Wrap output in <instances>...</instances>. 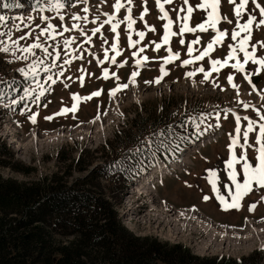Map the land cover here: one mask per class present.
I'll list each match as a JSON object with an SVG mask.
<instances>
[{
	"label": "rangeland",
	"instance_id": "1",
	"mask_svg": "<svg viewBox=\"0 0 264 264\" xmlns=\"http://www.w3.org/2000/svg\"><path fill=\"white\" fill-rule=\"evenodd\" d=\"M9 2H15V5L22 4L21 7L16 6L20 7L21 10L15 9V6L14 9L0 7V15L9 17L4 25H0V32H8L11 29L12 39L18 40L20 45L32 43L34 35H30L24 40H19V37L23 36L25 32L38 33L39 29L36 28V25L44 26V22L40 19L41 14L38 11H33V8H39L37 0H9ZM47 2L48 0H40V3L47 4ZM257 2L264 6V0H257ZM113 3L114 0H103V2L102 0H88L90 8L87 14L88 22H81V26L87 35H92L90 30L99 26L106 19L102 13L114 11L112 8ZM198 3H200V0H189V5L193 7V12L190 14L189 19L190 27H195L197 23H202L207 18L204 10L196 8ZM235 3H239V0H235ZM145 6L148 12L141 20L139 18L140 13ZM83 7L84 5L82 4L74 3V6L62 10L65 14L63 23L70 26L71 13L84 15L82 12ZM181 7L186 8L182 0H172V3L164 5L169 18L173 21L171 30L178 34L170 37L168 44H161V47L156 50H154L155 44L160 43L164 32L163 25L166 23V21L159 18L161 13L156 7V0H147L146 5L144 0H132L131 16L135 19V24L131 30L127 29V22L123 21V17L127 14V7H122L117 13V18L122 22L117 28L119 36L115 40L117 51L120 52L116 56V64L111 59L105 60L103 64L97 63L98 60L104 59V49L106 48L109 49V57L116 54L111 50V44L114 42L116 34L110 31V25L108 24H104L100 32L92 35L91 43L81 42L83 37L80 36L79 31L65 32L63 34L65 37L71 35L76 38L75 43L71 46L75 51L68 53V57L71 59V63L68 65H64V52L66 50L63 49L62 38L59 36L56 37L55 41L42 40L48 47L49 52H61V56L56 60V67L51 66L52 57L45 56L40 49H36L35 56H30L28 61L14 60L11 54V47L8 53L0 52V80L7 81V84L0 83V91L5 93L3 97H0V136H2L0 144L2 142L7 145L6 149L0 146V178L11 179L18 183H32L40 181L42 178H49L54 184L58 182L67 186L76 184V188L73 189L79 193L76 195H80V192H82L78 185L97 189L96 191L102 192L116 206L118 215L122 220V215L127 209L122 202L125 197L121 193V189L124 188V180L127 179H125L123 173H116V168L114 166L109 167L107 163L111 162L113 158L134 159V157L141 162L145 159H152L153 162L156 161L155 164L161 163L159 160L164 159L162 156L166 153L161 155L162 153L158 152V144L163 146L166 143L171 144L175 140L169 139L170 141L168 140L169 142L165 143L167 139H163L166 136L160 135V133H166L167 129L170 132L171 130L174 131L175 128L181 127L179 132L175 131V137L178 139L183 138L184 135L201 137L209 133L218 134V138L199 148L185 167L164 180L159 187V192L162 196L160 198H165L177 206L194 204L218 222L243 227L242 235L247 234L249 231L247 217L262 218L263 220L264 201L260 200V196L264 195V189L254 188L251 193L242 199L239 210L230 209L224 211L219 206L216 194L212 192L211 185L207 179V170H216L217 187L220 189V193L230 200L228 191L229 188L234 191V185L231 184L227 176L225 162L229 158L227 145L230 143L229 134H234L235 122L231 113L225 119L223 110L225 108L234 109L241 116L247 115L257 119L254 112L251 109L245 110L238 103V100L250 101L257 107H260L261 101L256 93L250 94L249 84L243 79V74L236 72L230 67L231 61L228 66L221 68L218 74L212 72L209 80L203 83H201L203 79L202 73H196L193 77L184 75L186 72L200 66H203L205 70L210 69L209 57H204L200 61L183 66L181 61L189 58L187 55L189 42L199 37V42L192 45L194 49L192 56H196L210 42L215 32L212 29L207 31L197 30L193 33L185 32L181 37L179 35L181 22L177 21V12ZM234 7L235 4L230 3L229 0H220V14L226 16L231 23L223 20L218 23V29L227 30L229 35L224 38L221 44L213 46V51L209 54L212 59L219 58L223 60L227 55V45L233 43L230 39V33L236 23ZM249 12H253L257 19L260 18L259 10L255 9L251 0H249L245 7V12L240 18L241 23L247 18ZM29 15L33 17L31 22L27 19ZM43 15L50 16L53 24L60 25L61 21L55 11L46 8ZM97 15H99L100 19L94 25L91 21ZM180 15L183 16L184 12H180ZM13 18H18L15 20V24L20 25V27H13ZM145 22L147 25L154 27L155 31L145 28ZM25 24L28 25L27 28L23 27ZM129 31L132 33L131 39L133 41L139 40V43L134 44L132 47L128 46ZM137 31L145 32L142 40L135 34ZM181 38L184 40V44H180ZM105 40L107 41L106 43L104 42ZM251 40L252 42L259 41L264 44V26L253 29ZM0 41L10 46L7 37L0 35ZM140 48L144 49L143 52L138 51ZM168 48H171L173 52L179 51L180 56L165 65L168 74L163 77L159 84H145L144 81H152L156 76L160 75L159 68L163 62L161 58L168 55ZM133 51L137 52L136 58L146 55L149 60L139 69V75L135 78V85H130L127 89L118 92L114 98H110L108 90L115 86L116 81L111 75L108 79H104L101 76L102 70L107 67L109 73L115 72L117 74L120 82H127V77L136 69L134 64V59L136 58L132 56ZM258 54L264 55V49L259 46ZM239 55L242 57V53ZM72 57H75V59H72ZM33 59L43 60L49 65L47 72H45L43 67L37 69L36 81L40 85H51V91L41 96L39 103H31L32 98L28 97L25 101L18 100L16 105H11V100L18 99L19 96L24 95V88H36V83H34L31 76L25 78L22 73L17 71L18 68L25 67ZM122 61H126V63L122 67H117V64ZM246 67L251 69L252 66L248 65ZM80 69L84 70L83 73ZM229 73L234 74L233 82L239 85V97H237L236 90L227 82L226 77ZM57 74H59V78L55 84H51V81L46 79L48 75L56 79ZM82 74L84 76L83 86H81L78 79ZM259 75L261 78L255 83L256 87L257 89H264V72ZM214 81L218 83L217 87H213ZM8 85H11V90ZM220 88H223L224 91H221ZM96 90H102L101 95L80 102L74 115L69 112L64 115L53 116L51 120L44 119L45 116L58 112L62 106L70 107L72 103L71 93H78L84 96ZM25 103L28 104V107L21 111V109L25 108ZM45 104L47 107H45ZM5 105L8 106L5 107ZM215 111L221 112L219 118L220 127L216 128L213 126L207 128L203 135H193L195 129L191 126V121L188 120V117H198L200 113H213V115L207 116L204 123L201 124L203 129L208 125L215 124ZM32 112L38 113L35 123L28 119ZM179 115L184 120L175 124V118ZM13 119L18 121L21 128V133L16 137V140L13 138L9 139V135L15 131L10 124V120ZM157 120H161L163 125L153 122ZM182 124L183 127L181 126ZM245 124L246 122L242 120L241 127L243 128ZM168 125L170 127H166ZM119 131L121 135L117 138ZM255 135V131L249 134V144L255 143ZM145 137L152 141L150 145L140 143ZM18 142L20 146H23V149L17 148ZM241 143H243L242 135ZM138 145L140 150L136 151L135 149H137ZM8 150L11 154L7 153ZM123 150L129 152L127 157L121 154ZM235 151L239 155L241 149L237 146ZM247 155L250 158L255 155L252 148L247 149ZM5 162H7L6 166L4 165ZM177 164L178 161L173 163V165ZM236 168L238 172L237 178L242 181L240 165H237ZM128 171L129 169L126 172ZM188 185H191V187ZM225 185H228V187H225ZM203 195H208L209 200L204 201L202 199ZM251 203H256V207L249 212L248 206ZM124 221L126 224L122 222L123 226L140 237L150 236L171 244H185L191 248L194 254L199 256H220L223 254V256L237 258L247 255L254 249H264V237H261L264 233L259 237H257V233L255 241L254 239L243 240V244L240 245V248L238 247L236 252H241V254H235L231 252V247V251L229 249V252L226 251V253L224 250L217 249L202 251L198 247L201 245H196L184 239L173 240L164 234L162 236L161 233L152 229L151 224L141 225L135 221L132 222L134 224H127L126 219ZM227 233L236 239L237 233ZM68 237L70 238V236H59L58 238L67 240ZM201 237L200 234L195 235V239ZM159 264L164 263L159 262Z\"/></svg>",
	"mask_w": 264,
	"mask_h": 264
},
{
	"label": "snow or ice",
	"instance_id": "2",
	"mask_svg": "<svg viewBox=\"0 0 264 264\" xmlns=\"http://www.w3.org/2000/svg\"><path fill=\"white\" fill-rule=\"evenodd\" d=\"M103 2V0H102ZM147 0H144V3L146 5ZM230 3H234V16L236 17V23L233 29L230 33V39L233 43H229L227 45L228 51L227 55L223 58V60L216 58L212 59L209 54L213 51L214 45H219L224 40V38L229 35L227 30H219L217 25L218 23L223 20L227 23H231L227 19L226 16H222L219 11V4L220 0H200V3L196 5V8L202 9L206 12L207 18L203 20L202 23H197L195 27L189 26V19L190 14L193 12V7L189 5V0H182V3L185 7H181L179 11L177 12V21H180V28H179V35L182 37L185 32L193 33L197 30L199 31H207L208 29H212L215 32V35L211 37L210 42L207 43L206 47L203 48L202 51L199 52L198 55L192 56V53L194 52V49L192 47L193 44H197L199 42V37L189 42L187 46V55L188 59H184L181 61L182 66L183 65H189L194 63L195 61H200L204 57H209V64L211 65L210 69L205 70L203 66L196 67L192 71L186 72L184 75L186 77H193L196 75V73H202L203 79L201 83L204 81H208L211 73L216 72L219 73L221 68H224L225 66H228L230 64V67L236 72H239L243 74V79L249 84L250 86V94L256 93L259 97V100L261 101L260 107H257L255 104L251 103L250 101H240L238 100V103L241 104V106L247 110L251 109L257 119H253L247 115L241 116L234 109L225 108L223 110L224 118L227 119V116L229 113L232 114L235 122L234 127V134H229L230 143L227 145V148L229 149V158L225 162L226 163V171L227 176L231 181V184L234 185V191L229 188L228 196L230 197V200L226 199L224 195L220 193V189L217 187V173L214 169H209L208 171V182L211 185V190L213 193L216 194V200L219 201V206L224 210L228 211L230 209L239 210L241 208V201L242 199L249 193L253 191V189H264V89H257L256 84L253 81L254 76H258L260 73L264 72V55L258 54V46L261 49H264V44L261 42H252L251 37L253 33L254 28H259L261 26H264V6H261L257 2V0H251L252 4L254 5L255 9L259 10V19H257V16L253 12H249L247 14V18L241 23V16L245 12V7L248 4L249 0H239V3H235V0H229ZM37 3L39 4V8H33V11H38L40 15V19L42 22H44V26L41 27L40 25H36V28L39 29L38 33L33 34L31 32H25L23 36L19 37V40H24L25 38L29 37L30 35H34L32 43H29L27 45H20L18 43V40L12 39L11 37V29L8 32H0V35L5 36L8 38L10 42L9 44L3 43V41H0V52L8 53L10 51L11 47V54L12 58L14 60H24L28 61L30 56H35V50L40 49L42 53L45 56H51V66L56 67V60L61 56L60 51H54L49 52L48 47L42 40H50L55 41L56 37L59 36L62 38V45L63 49L66 51L64 52V65H68L71 63V59L68 57V53L74 52L75 49L72 48V44L75 43L76 38L69 35L65 37L63 34L65 32L71 33L72 31H79L80 36L83 37V40L81 42L83 43H91L92 41V35H95L96 33L100 32L101 27L104 24L110 25V31L115 33L116 36L114 37V42L111 44V50L114 51L116 54L109 57L108 52L109 49H104V59L98 60V64H103L105 60L111 59V61L116 64V56L120 54L119 51H117V43L115 42L116 39H118L119 33L117 32L118 26L121 24V20L117 18V13L120 11L122 7H127V14L123 17V21L127 22V29L131 30L133 28V25L135 24V19L131 16L132 11V0H114V3L112 4V8L114 9L113 12L108 13L104 12L102 15L106 18L104 19L99 26L93 27L90 31L92 35H87L84 31L83 27L81 26V22L87 23L88 22V13L90 11L88 0H74L75 4H82L84 7L82 8V12L84 15H80L78 13H71L70 14V20L71 24L70 26L65 25L64 19L65 14L62 12V10L66 9L67 7L74 6L73 0H48L47 4L40 3V0H37ZM172 3V0H156V7L159 9V12L161 13V16L159 17L161 20L166 21L163 25V37L160 41V43L155 44V49H159L161 47V44H168L169 39L172 36L177 35L178 33L173 32L171 30L173 21L169 18L168 12L165 10L164 5ZM15 5L4 3L2 5L3 8L7 9L10 7H13ZM53 10L57 13L59 20L61 21L60 25H55L51 22L52 18L48 15H43L45 9ZM148 12L147 7L145 6L143 11L140 13V19L143 20L144 15ZM180 12H184V15L181 16ZM9 19V17L5 15H0V25H4L5 22ZM18 18H13V27H20V25L15 24V20ZM28 21L31 22L33 20V17L29 15L27 17ZM100 19L99 15L94 16L91 23L96 25L97 21ZM23 27L27 28L28 25L25 24ZM145 28H147L150 31H155L154 27H151L147 25L145 22ZM140 40H142L145 36L144 31H137L135 33ZM131 31L128 32V46L132 47L134 44H138L139 40L133 41L131 39ZM107 42L106 40L104 41ZM180 44H184V40L180 39ZM79 47V45H77ZM146 47V45H145ZM143 48H140L138 51L143 52ZM168 55L162 57V63L160 64L159 72L160 75L156 76L152 81H144L145 84L148 83H156L159 84L164 76H166L167 70L165 68V65L168 64L171 61L176 60L180 53L179 51L173 52L171 48L167 49ZM19 53V54H17ZM242 53V57L239 55ZM132 56L134 58L137 57V52L133 51ZM72 59H75V57H72ZM149 60V57L146 55H142L139 58L134 59V64L136 66V69L131 72V74L127 77V82H120V78L117 76L115 72L109 73V69L107 67H104L101 73V76L104 79H108L109 76L113 77L116 81V84L114 87L110 88L108 90V95L110 98H114L116 94L124 89H127L130 85L136 84V77L139 75V69L145 65V63ZM126 61H122L119 64H117V67H122ZM251 65V69L247 68L246 66ZM39 67H43L45 72L49 70V65L45 63L43 60H36L33 59L30 63H27L25 67H20L17 69L20 73L23 74L25 78L31 76L33 78L34 83H36V88L26 87L23 89V96H19L18 99H13L10 101L11 105H16L19 101H25L26 98L31 97V103L36 104L39 103L40 97L43 96L46 92L51 91V85H40L36 81V75H37V69ZM80 71L83 73V69H80ZM90 75V74H89ZM233 73H229L226 77L228 84L236 90L237 97H239V85L233 82ZM59 78V74H57V78L54 79L53 76L48 75L46 79L48 81H51V84H55L57 82V79ZM81 86H83L84 82V76L83 74L78 77ZM0 83L7 84V81L0 80ZM218 83L213 82V87H217ZM9 89L11 90V85H8ZM67 87V85H65ZM221 91H224L223 88H220ZM102 90H96L91 92L88 95L81 96L78 93H71V106L65 107L62 106L58 112L53 113L52 115L45 116L44 119L51 120L53 116L56 115H64L69 112L73 113V115L76 113L79 103L82 101H87L92 99L93 97H99L101 95ZM35 93V95H33ZM5 93L3 91H0V97H3ZM8 105H5L7 107ZM28 104L25 103V108L21 109V111H24L27 109ZM45 107L47 105L45 104ZM36 112H32L28 119L32 121L33 123L36 122L37 117ZM213 113H200L198 117H192L189 116L188 120L191 121V126L195 129V132L193 135L200 136L203 135L205 131H207V128L210 127H220L219 118L221 116L220 111H215L214 115L216 116V122L214 125H208L206 128H201V124L204 123L205 118L207 116H211ZM245 121L246 124L244 127H241V121ZM183 127V124L181 125ZM170 127V126H169ZM256 132L255 135V143L249 144V134L252 132ZM160 135H163L161 132ZM241 135L243 139V143H241ZM141 144L147 143L151 144L152 141L145 137L143 141H140ZM239 147L241 149V152L239 155H237L235 148ZM178 147V146H177ZM252 148L255 155L253 157H249L247 155V149ZM136 151H139L140 149H135ZM171 150V149H170ZM155 155V153H153ZM240 165L242 170V181L238 180V172L236 166ZM191 187V185H188ZM225 187H228V185H225ZM202 199L204 201L209 200L208 195H203ZM260 200L264 201V195L260 196ZM259 202V201H257ZM256 203H251L248 206V211L251 212L255 209Z\"/></svg>",
	"mask_w": 264,
	"mask_h": 264
},
{
	"label": "trees",
	"instance_id": "3",
	"mask_svg": "<svg viewBox=\"0 0 264 264\" xmlns=\"http://www.w3.org/2000/svg\"><path fill=\"white\" fill-rule=\"evenodd\" d=\"M153 122L163 125L161 120ZM172 133L175 130L167 129L163 140L174 138ZM0 146L7 147L2 142ZM157 148L162 149L161 144ZM121 154L127 157L129 152ZM132 162L113 158L107 164L125 177ZM75 188L49 178L32 183L0 178V264H264V250L240 258L198 256L182 244L136 236L102 192L78 185L82 192L76 195Z\"/></svg>",
	"mask_w": 264,
	"mask_h": 264
},
{
	"label": "bare ground",
	"instance_id": "4",
	"mask_svg": "<svg viewBox=\"0 0 264 264\" xmlns=\"http://www.w3.org/2000/svg\"><path fill=\"white\" fill-rule=\"evenodd\" d=\"M16 146L18 149H23V146H20L19 142ZM188 162L189 159H187V163ZM157 173H160L163 176L169 175L170 169L164 165H158L153 171V175L155 176ZM142 179L143 175H138L137 182ZM149 179L152 180L151 182L154 181L152 178ZM124 197L125 198L122 202L126 205L127 209L122 215V222L124 224H126L124 219H126L127 224H134L132 223L133 221H135L137 224L140 223L141 225L146 223L151 224L152 229L158 233H161L162 236L164 234L173 240L184 239L185 241L195 243L196 245H201L198 247L202 251H211L213 249H217L224 250L226 252L231 247L232 251L231 249L230 251L232 253L241 254V252H236L238 251V247L240 248V245L243 244V240L245 241L254 239L255 241L257 233V237L261 235L259 234L260 232L262 234L264 233V227H261V225L263 226L264 223H261L260 220L257 221L258 223H254L252 219L248 218V222L250 226H252V230L250 232L242 235L241 232L243 227L221 226V230L225 228L227 231L231 229L233 230L235 228L237 237L236 239H231L232 236H229V238H226L228 239V243L217 244L218 240H220V234H213V229L216 231L217 228L213 225V222H211L199 211L191 210V208H176L171 203L162 201L157 193L147 186H141L140 189H138L137 186H132L127 190ZM207 222L211 223L209 224V227ZM197 234H200L202 237L195 239V235ZM222 241L224 242V240Z\"/></svg>",
	"mask_w": 264,
	"mask_h": 264
},
{
	"label": "water",
	"instance_id": "5",
	"mask_svg": "<svg viewBox=\"0 0 264 264\" xmlns=\"http://www.w3.org/2000/svg\"><path fill=\"white\" fill-rule=\"evenodd\" d=\"M260 78H261L260 75H258V76H254V77H253V81H254V83H257V82L259 81Z\"/></svg>",
	"mask_w": 264,
	"mask_h": 264
}]
</instances>
